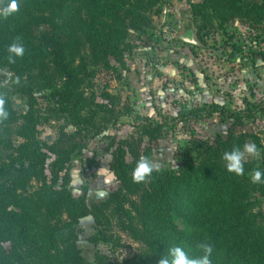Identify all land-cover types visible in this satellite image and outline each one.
Wrapping results in <instances>:
<instances>
[{"label": "trees", "instance_id": "16d2710c", "mask_svg": "<svg viewBox=\"0 0 264 264\" xmlns=\"http://www.w3.org/2000/svg\"><path fill=\"white\" fill-rule=\"evenodd\" d=\"M165 0H17L18 12L0 18V95L9 116L0 121V137L12 154L0 165V264H88L78 246L82 219L111 209L118 227L140 245L133 257L113 262L99 253L95 264H159L172 246H181L190 258L202 255L201 243L213 246L211 264H264V183H253L250 174L264 170L261 161L244 159V174L228 172L222 159L234 147L243 150L252 142L261 150L255 134L239 130L258 115L264 101L246 111L221 104L180 113L177 121L203 120L219 114L230 122L227 136L199 142L188 149L178 171H154L135 183L136 162L147 155L142 142L163 138L176 123L133 120L119 107L117 96L106 92L104 102L89 92L88 63L117 71L113 61L126 65L125 53L133 32H145ZM8 0H4L7 3ZM193 14L204 22L210 13L230 21L264 22V0H203L193 4ZM16 42L25 52L15 63L8 61V47ZM88 48L89 60L83 56ZM50 91L55 108L43 114L36 92ZM27 98L28 108L19 113L11 95ZM128 116L135 136L112 146L110 171L119 182L100 208H90L87 195L76 196L69 188V164L80 151L78 138L99 133L100 125ZM52 119L64 120L76 130L63 128L54 146L39 139V127ZM53 154L51 175L47 174ZM34 183L37 186H34ZM185 219L197 231L180 230L174 218ZM110 243L104 232L90 240Z\"/></svg>", "mask_w": 264, "mask_h": 264}, {"label": "rangeland", "instance_id": "374dc122", "mask_svg": "<svg viewBox=\"0 0 264 264\" xmlns=\"http://www.w3.org/2000/svg\"><path fill=\"white\" fill-rule=\"evenodd\" d=\"M203 0H165L161 13L153 17L145 32H133L125 53L126 65L113 61L117 71H107L88 63L91 81L88 91L94 92L98 102H104L106 92L117 96L116 110H129L133 120H150L173 127L164 131L162 139H145L141 151L159 171H178L182 159L194 144L213 140L216 135L227 136L230 122L219 114L191 122L177 121L180 113L195 108L221 104L233 111H246L264 101V22L253 25L245 20L224 21L210 13L204 22L193 14V4ZM89 49L83 56L89 60ZM7 71L0 72V80L7 81ZM37 108L47 114L55 108L50 91L36 92ZM15 109L25 113L28 100L20 94L11 95ZM99 133H84L78 138L77 151L69 164V188L76 196L87 195L90 208H100L119 182L110 171L114 143L135 136L132 119L128 116L100 125ZM75 132L64 120L52 119L39 127V139L54 146L61 130ZM240 131L257 135L263 144L259 155L245 153L246 161H261L264 157V116L248 121ZM137 135V134H136ZM0 137V165L8 160L12 151ZM249 144H253L250 142ZM55 156L50 155L47 174ZM36 187L37 184L34 183ZM264 213V197L262 198ZM101 223L87 217L78 226V246L88 264H95L102 253L113 262L131 258L140 245L122 232L111 209L99 215ZM176 226L192 233L197 228L185 219L175 217ZM104 232L113 236L110 243L94 244L90 240Z\"/></svg>", "mask_w": 264, "mask_h": 264}, {"label": "clouds", "instance_id": "9594fccd", "mask_svg": "<svg viewBox=\"0 0 264 264\" xmlns=\"http://www.w3.org/2000/svg\"><path fill=\"white\" fill-rule=\"evenodd\" d=\"M17 0H0V18H7L18 12ZM25 48L20 42L11 44L8 47V61L15 63L16 59L24 55ZM5 99L0 95V121L8 119L9 113L5 108ZM245 153L257 157L259 149L255 144H245L243 150L239 147H234L231 151H226L222 159L225 161V167L228 172L235 173L236 175L244 174V157ZM154 171H159L147 156L141 157L135 164L132 172V180L135 183L145 181L150 177ZM250 179L253 183H264V170L256 169L250 174ZM202 255L198 258H190L186 251L181 246H172L169 248L166 255H164L159 264H211V256L213 253V246L208 243H201L199 245Z\"/></svg>", "mask_w": 264, "mask_h": 264}]
</instances>
